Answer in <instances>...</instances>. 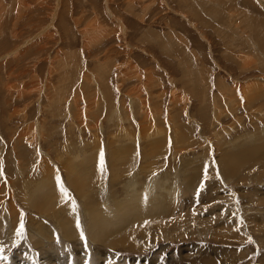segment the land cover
<instances>
[{
  "label": "rangeland",
  "instance_id": "1",
  "mask_svg": "<svg viewBox=\"0 0 264 264\" xmlns=\"http://www.w3.org/2000/svg\"><path fill=\"white\" fill-rule=\"evenodd\" d=\"M259 86L264 0H1L0 264H264Z\"/></svg>",
  "mask_w": 264,
  "mask_h": 264
},
{
  "label": "snow or ice",
  "instance_id": "2",
  "mask_svg": "<svg viewBox=\"0 0 264 264\" xmlns=\"http://www.w3.org/2000/svg\"><path fill=\"white\" fill-rule=\"evenodd\" d=\"M99 171L101 172V174L104 173L105 169H104V159H103V153H101L100 155V162H99ZM61 191L62 193H64L65 195L67 194L66 190L63 188V186L61 185ZM16 235L19 237H23L24 236V225L23 223H21L19 230L16 232ZM83 235V234H81ZM3 250L0 249V252H2ZM0 259H6L4 256L0 255Z\"/></svg>",
  "mask_w": 264,
  "mask_h": 264
},
{
  "label": "bare ground",
  "instance_id": "3",
  "mask_svg": "<svg viewBox=\"0 0 264 264\" xmlns=\"http://www.w3.org/2000/svg\"><path fill=\"white\" fill-rule=\"evenodd\" d=\"M1 1V0H0ZM90 42V41H89ZM128 72L125 74L126 76H128ZM149 75V74H148ZM129 77V76H128ZM149 78L147 79V80H150V79H152L151 78V76H148ZM260 88H256L253 92H252V94H251V100L252 101H256V99H254V96H257V97H260V96H258L257 94H259V93H261V97L262 98H264V90L262 89V87L261 86H259ZM247 88H250V87H247ZM261 90V91H260ZM246 98H247V102L248 103H250V100H249V98L246 96ZM259 100V99H258ZM126 216V215H125ZM127 217V216H126ZM126 217H124V218H126ZM129 217V216H128ZM123 218V217H122ZM127 220V219H126ZM122 223V222H121ZM101 227V226H100ZM105 227V226H104ZM106 228H109L108 227V224H107V227ZM106 230V229H105ZM109 230V229H108ZM103 231H104V229H103ZM106 232V231H105ZM113 243V242H112ZM111 245V244H110ZM52 258V257H51ZM64 258V257H63ZM48 259H50V258H48ZM60 260H62V258H59V261ZM51 262V261H50ZM84 263V262H83Z\"/></svg>",
  "mask_w": 264,
  "mask_h": 264
}]
</instances>
